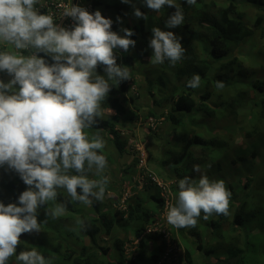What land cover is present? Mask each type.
<instances>
[{
	"label": "trees",
	"instance_id": "trees-1",
	"mask_svg": "<svg viewBox=\"0 0 264 264\" xmlns=\"http://www.w3.org/2000/svg\"><path fill=\"white\" fill-rule=\"evenodd\" d=\"M82 2L98 4L102 15L113 21L112 31L123 36L121 29H129L134 32L130 39L136 41L128 52L116 51L117 64L131 68L132 80L112 87L102 103L98 126L86 130L90 136L99 131L106 142L102 154L108 160L105 175L110 182L103 202L94 200L87 206L71 201L59 219L48 220L47 206H42L37 217L41 232L23 234L16 254L35 247L51 257L52 264H264V63L247 66L242 59L259 40L255 57L264 62V0H197L194 6L174 0L185 20L173 29L166 27L176 11L173 7L154 12L142 0ZM134 7L149 19L136 18ZM154 26L182 38L185 55L174 67L168 61L150 64ZM40 56L52 63L50 57ZM97 72L105 75L103 67ZM194 74L201 77L197 89L186 86ZM140 77L142 84L137 81ZM0 79L8 82L10 77L0 73ZM216 81L225 87L217 89ZM143 95L150 102L146 113ZM150 118L167 121L178 141L164 146L161 161L145 145L148 162L153 161L166 176L173 171L179 179L204 174L210 180H223L231 192L228 216L204 220L201 214L190 228L169 225L162 217L167 202L176 203L178 183L169 191L149 182L145 196L136 195V203L128 200L123 207L126 170L119 178L113 164L124 155H134L126 168L130 180L139 175L143 149L139 150L137 136L141 129L152 130ZM237 131H245L241 143L235 138ZM194 165L201 167V173L193 170ZM25 190L18 174L0 168V202L19 206V195ZM66 200L70 197L60 190L57 202ZM78 218L85 220L86 230H69ZM156 224L157 232L151 231ZM137 239L128 252L127 244ZM8 264H17L15 257Z\"/></svg>",
	"mask_w": 264,
	"mask_h": 264
},
{
	"label": "clouds",
	"instance_id": "clouds-1",
	"mask_svg": "<svg viewBox=\"0 0 264 264\" xmlns=\"http://www.w3.org/2000/svg\"><path fill=\"white\" fill-rule=\"evenodd\" d=\"M82 1L0 0V73L10 77L8 82L0 79V168L15 172L27 186L19 195V206L0 202V264H8L13 257L17 264H52V258L35 247L16 254L23 234L41 232L38 210L46 205L48 220H56L65 215L71 201L91 206L94 200L105 199L110 182L105 175L108 160L102 154L106 142L99 131L90 136L86 130L98 126L104 113L102 103L112 87L132 80L131 68L117 64L116 51L128 52L136 41L130 39L134 32L129 29H121L123 36L112 31L113 21L102 15L98 4ZM121 2L130 4L132 0ZM142 2L154 12L165 6L176 9L166 20L167 28L184 23V13L174 0ZM185 3L194 6L197 0ZM134 15L145 21L150 16L135 7ZM151 31L150 64L168 61L174 67L185 55L182 38L159 27ZM99 67L105 75L98 74ZM200 83V75L194 74L186 86L197 89ZM215 86L225 87L221 81ZM152 119L148 122L153 128ZM235 138L244 141L239 132ZM138 168L139 175L133 180L125 169L129 175L124 176L123 207L128 200L136 203V195L145 196L149 182L169 191L178 183L175 205L169 206L162 194L168 201L162 218L169 225L190 228L197 225L201 214L204 220L230 214L231 192L223 180H210L204 174L198 179H179L174 172L173 182L148 170L145 161ZM193 170L201 173L199 165ZM136 189L138 193L132 192ZM60 190L70 201L57 202ZM157 224L149 229L157 232ZM86 228L85 220L78 218L69 230ZM138 240L127 244L128 252Z\"/></svg>",
	"mask_w": 264,
	"mask_h": 264
},
{
	"label": "rangeland",
	"instance_id": "rangeland-1",
	"mask_svg": "<svg viewBox=\"0 0 264 264\" xmlns=\"http://www.w3.org/2000/svg\"><path fill=\"white\" fill-rule=\"evenodd\" d=\"M250 13L251 12H249V14ZM249 16H251V18H252L253 15H249ZM161 26H162V24L159 23V27H161ZM154 27H158V26H154ZM259 44H260V41L257 40V42L254 43L252 47L247 48L246 53L244 52V57L242 59L244 60V62L247 66L248 65L249 66H256L257 63H264V62H261L260 57H255V55L257 54ZM262 57H263V55H262ZM137 81L139 84L143 83L141 77L139 79H137ZM141 104L145 106V108H144L145 112L144 113H146L150 108V102L144 95L141 98ZM247 110H249V111L251 110L250 106L247 108ZM240 112L242 113V111H240ZM152 120H153L152 130L149 131L147 129V131H146L144 129V131H143L141 129V131H139L138 136H137V141L140 143L141 149H143L142 160L140 161L139 165L143 164L145 161L146 167L148 168V170L154 171L157 174V176H159L160 178H165L166 180H170V181L174 182L176 177H175V174L173 171L168 173V175H171L170 177H168L162 171H159V172L157 171L156 166H155L153 161L148 162V160H147L148 153H147L146 149L143 148V147H145V145H148L149 149L154 154V157H156L158 161H161L162 157L164 156V146L175 145L178 141L176 135L172 133V128L167 121H163V119L158 120V119H154V118ZM224 120H226V119H224ZM237 129L239 130L240 127H237ZM237 132H239L240 135H243V133L245 131H237ZM133 156L130 154L124 155L122 157V159L118 160V162L116 161V163L113 164L112 169H114V171H115L114 173L116 175H118L117 177L121 178L125 169H127L126 167L132 164V162L134 161ZM137 172L139 173V168H138ZM120 175H121V177H120ZM128 175L129 174H125V177H128ZM126 182H128V181H126ZM124 185H125V183L123 182V187H124ZM132 192L138 193V189L132 190ZM151 193H152V190H151ZM110 195H111V193H110ZM213 258L216 260L215 257H213ZM198 259L199 258L197 257V260Z\"/></svg>",
	"mask_w": 264,
	"mask_h": 264
},
{
	"label": "crops",
	"instance_id": "crops-1",
	"mask_svg": "<svg viewBox=\"0 0 264 264\" xmlns=\"http://www.w3.org/2000/svg\"><path fill=\"white\" fill-rule=\"evenodd\" d=\"M213 260V259H212Z\"/></svg>",
	"mask_w": 264,
	"mask_h": 264
}]
</instances>
